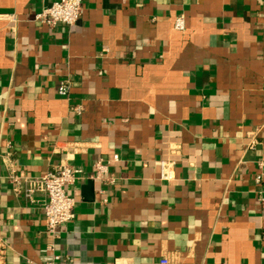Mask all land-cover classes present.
<instances>
[{
  "label": "crops",
  "instance_id": "obj_1",
  "mask_svg": "<svg viewBox=\"0 0 264 264\" xmlns=\"http://www.w3.org/2000/svg\"><path fill=\"white\" fill-rule=\"evenodd\" d=\"M55 1L0 0V264L51 246L59 264H264V1L84 0L72 27L36 22ZM65 165L74 219L51 235L45 194L10 177Z\"/></svg>",
  "mask_w": 264,
  "mask_h": 264
},
{
  "label": "built area",
  "instance_id": "obj_2",
  "mask_svg": "<svg viewBox=\"0 0 264 264\" xmlns=\"http://www.w3.org/2000/svg\"><path fill=\"white\" fill-rule=\"evenodd\" d=\"M264 1V0H259ZM84 0H57L49 7L43 9L35 15L34 20L48 27L55 28L58 26L72 27L78 23L83 15ZM0 19H14L13 16L0 15ZM174 28L177 31L185 30L184 17H178L175 20ZM59 94L61 96H69L70 85L64 81L59 86ZM73 112L81 113V106L72 108ZM114 161H119V156H114ZM173 163L168 160H162L160 163L161 179L170 181L174 178ZM96 178L104 180L108 173V166L102 160L95 163ZM261 172L256 176V182L260 183L264 175V163L260 164ZM80 171L70 166H62L54 171L47 173L41 177H20L12 175L10 177L15 192L20 193L24 189V195L32 199L36 193L42 192L46 196L43 206L45 225L47 232L55 235L57 229L61 226L69 224L74 219L75 199L67 193V188L74 185L78 180ZM109 180V179H108ZM261 206L264 211V196L260 198ZM52 254L46 257L40 264H59L61 257L53 252V247L49 248ZM28 264H36L32 261ZM161 264H168V260H163Z\"/></svg>",
  "mask_w": 264,
  "mask_h": 264
}]
</instances>
